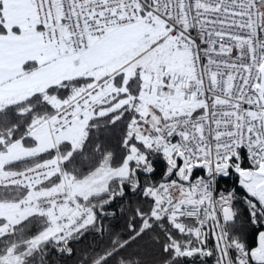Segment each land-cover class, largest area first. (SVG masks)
I'll use <instances>...</instances> for the list:
<instances>
[{"label":"snow or ice","instance_id":"snow-or-ice-1","mask_svg":"<svg viewBox=\"0 0 264 264\" xmlns=\"http://www.w3.org/2000/svg\"><path fill=\"white\" fill-rule=\"evenodd\" d=\"M67 260L264 264V0H0V264Z\"/></svg>","mask_w":264,"mask_h":264},{"label":"trees","instance_id":"trees-1","mask_svg":"<svg viewBox=\"0 0 264 264\" xmlns=\"http://www.w3.org/2000/svg\"><path fill=\"white\" fill-rule=\"evenodd\" d=\"M234 186H237L234 177L231 179H225L221 181V188L227 189V188H232ZM134 200H135V197L129 198L128 201H125V205H127L128 203L134 202ZM120 207L121 205L117 204V205H114L113 208L109 210V211H116L117 213L116 216L108 215V216L102 217L101 219H102V223L105 225L107 229L113 232L123 233L125 231V225L127 223L128 210H127V207H124V211L120 212L118 210ZM106 238H107L106 235L104 237L89 235L87 240L83 241L82 244H76L75 247L79 249L83 247L84 245H89V244L92 245L93 247H96L97 244L104 241ZM58 259H59L58 257L53 256V260H58ZM60 264H73V260H67L66 262L60 261Z\"/></svg>","mask_w":264,"mask_h":264}]
</instances>
